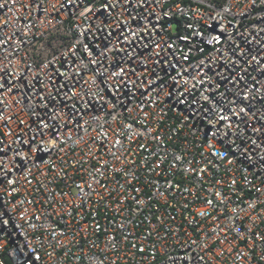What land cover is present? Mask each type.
<instances>
[{"label":"built area","instance_id":"obj_1","mask_svg":"<svg viewBox=\"0 0 264 264\" xmlns=\"http://www.w3.org/2000/svg\"><path fill=\"white\" fill-rule=\"evenodd\" d=\"M0 264H264V0H0Z\"/></svg>","mask_w":264,"mask_h":264}]
</instances>
